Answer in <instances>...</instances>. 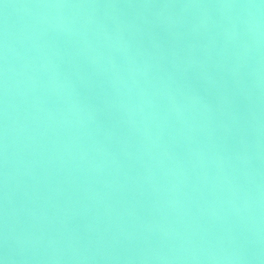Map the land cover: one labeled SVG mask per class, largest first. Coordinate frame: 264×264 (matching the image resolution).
<instances>
[{
  "label": "water",
  "instance_id": "obj_1",
  "mask_svg": "<svg viewBox=\"0 0 264 264\" xmlns=\"http://www.w3.org/2000/svg\"><path fill=\"white\" fill-rule=\"evenodd\" d=\"M124 264H264V0H32Z\"/></svg>",
  "mask_w": 264,
  "mask_h": 264
}]
</instances>
